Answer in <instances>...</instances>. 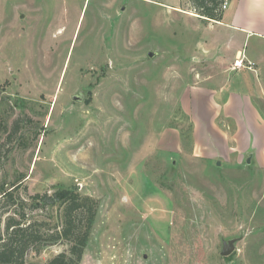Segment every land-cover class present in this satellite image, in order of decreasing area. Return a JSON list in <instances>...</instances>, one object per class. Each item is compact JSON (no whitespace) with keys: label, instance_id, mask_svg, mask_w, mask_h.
Returning a JSON list of instances; mask_svg holds the SVG:
<instances>
[{"label":"rangeland","instance_id":"374dc122","mask_svg":"<svg viewBox=\"0 0 264 264\" xmlns=\"http://www.w3.org/2000/svg\"><path fill=\"white\" fill-rule=\"evenodd\" d=\"M232 36L187 0H0V192L50 226L58 209L31 197L97 200L80 264H264V141L219 138L261 132L246 108L264 123V64H228Z\"/></svg>","mask_w":264,"mask_h":264},{"label":"trees","instance_id":"16d2710c","mask_svg":"<svg viewBox=\"0 0 264 264\" xmlns=\"http://www.w3.org/2000/svg\"><path fill=\"white\" fill-rule=\"evenodd\" d=\"M224 1L187 0L190 11L209 22L222 21ZM17 123L14 122L12 133L17 130ZM18 189L12 185L0 192V264H35L25 262L29 252L38 253L44 245L59 242L68 245L67 254L60 253L46 264H80L97 216L98 201L71 189H57L51 195L31 197L34 203L31 211L39 208L40 202L58 209L59 223L50 226L27 219L24 202L15 194Z\"/></svg>","mask_w":264,"mask_h":264},{"label":"crops","instance_id":"0c3cea01","mask_svg":"<svg viewBox=\"0 0 264 264\" xmlns=\"http://www.w3.org/2000/svg\"><path fill=\"white\" fill-rule=\"evenodd\" d=\"M226 2L227 7L225 10H223L222 21L213 23L219 25L225 24V26L229 27L233 33V44H231L232 54L228 59V64H232V62L235 60L243 62L245 61L247 64L258 66L261 64V62L264 64V0H226ZM252 36L257 38L258 43L260 44L257 45V47H254L252 51L244 50L243 48H245L246 43L251 39ZM238 78L240 77L238 76ZM243 81L244 80L240 78L237 82L239 83L237 86H242ZM241 90H243V88ZM243 95H245V98L250 97V95L247 93H243ZM243 95H237L233 97L229 96L227 99H222L224 107L229 106L230 108H233V106H236L235 102L240 101V96ZM234 97L238 98V100L231 101ZM240 103L238 104L241 109ZM246 110H249L254 114V121L258 123L255 124V129H261V132L256 133L253 136L254 141L252 143L249 142L251 137L248 135V133H235L233 135V139L235 140L232 139L234 146H231L228 144L229 138L219 130V138L224 140V147L225 149L227 148V151L230 150L231 147L232 149L236 148L242 152H248V150L252 148L256 149L255 143H257V138L261 141H264V123L261 122V118H259L257 112L254 110L251 104L248 105ZM248 119L250 118L248 117ZM248 126H250V124ZM250 128H253V126ZM239 130H242V128L240 127ZM258 149L259 147H257V150Z\"/></svg>","mask_w":264,"mask_h":264},{"label":"water","instance_id":"95a60500","mask_svg":"<svg viewBox=\"0 0 264 264\" xmlns=\"http://www.w3.org/2000/svg\"><path fill=\"white\" fill-rule=\"evenodd\" d=\"M148 56L149 57H152L153 54L152 53H149ZM74 100H78V98L74 97ZM247 163H249V160H247ZM230 253H231V248L229 247V244L228 245L223 244V248H222V251H221V255L222 256H228Z\"/></svg>","mask_w":264,"mask_h":264},{"label":"built area","instance_id":"2783aa9c","mask_svg":"<svg viewBox=\"0 0 264 264\" xmlns=\"http://www.w3.org/2000/svg\"><path fill=\"white\" fill-rule=\"evenodd\" d=\"M226 7H227V2H226V0H225V1L223 2V4H222V10H225ZM238 63L241 64V66H242L243 61H236V62H235V67H241V66L237 65Z\"/></svg>","mask_w":264,"mask_h":264},{"label":"bare ground","instance_id":"6f19581e","mask_svg":"<svg viewBox=\"0 0 264 264\" xmlns=\"http://www.w3.org/2000/svg\"><path fill=\"white\" fill-rule=\"evenodd\" d=\"M237 65L241 66V64H239V63Z\"/></svg>","mask_w":264,"mask_h":264}]
</instances>
